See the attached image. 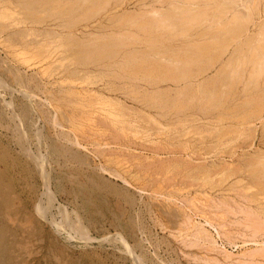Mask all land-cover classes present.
I'll use <instances>...</instances> for the list:
<instances>
[{"label": "rangeland", "instance_id": "rangeland-1", "mask_svg": "<svg viewBox=\"0 0 264 264\" xmlns=\"http://www.w3.org/2000/svg\"><path fill=\"white\" fill-rule=\"evenodd\" d=\"M117 2L77 24L73 33L80 38L108 33L122 11L163 12L173 0ZM222 3L215 0L204 7L211 14ZM10 6L8 12L22 16L24 11L18 14L20 9ZM249 9V31L212 68L191 73L193 78L130 79L114 68L78 66L67 58L66 66L46 80L68 84L66 79L79 71L74 78L80 83L84 74L95 72L100 78L93 77L94 84L91 79L92 85L76 89L101 93L109 98L103 105H82L59 91L55 96L64 99L57 107L53 101L29 102L17 82L24 83L34 71L10 62L0 50V80L13 88L0 84V158L11 164L0 175V211L11 219L3 221L0 264H264V195L248 188V163L264 152V109L241 123L238 117L248 110L240 94L216 110L199 109L193 102L179 111L170 104L173 92L185 87L197 92L244 39L264 29V0L249 1ZM45 19L40 30L57 28L58 20ZM0 20L7 26L0 39L25 26ZM201 25L183 35L178 30L180 36L175 31L166 45L150 48L182 50L204 42L207 24ZM146 46L131 44L125 51L143 53ZM28 59L37 65L41 58ZM153 91L159 93L155 103ZM224 114L233 118L223 120L229 118ZM75 137L80 146L71 141ZM21 148L40 156L45 172H38Z\"/></svg>", "mask_w": 264, "mask_h": 264}, {"label": "bare ground", "instance_id": "bare-ground-1", "mask_svg": "<svg viewBox=\"0 0 264 264\" xmlns=\"http://www.w3.org/2000/svg\"><path fill=\"white\" fill-rule=\"evenodd\" d=\"M117 1L120 0H16V3H13V1L9 0H0V19H10L11 22L16 24L22 22L21 24L25 25L24 28L19 29V31L15 30L13 33L11 31L7 37L0 39V50L3 51L5 57L8 60L13 59L12 61H16V63H19L21 66L25 65L27 69L29 68L34 71V74L27 78L26 81L18 79L24 83L17 82V85L20 84V87L18 88L22 87L20 89V93L26 98V100L34 104H42V102L45 100V102L51 105L53 101L57 107L64 99L63 97L55 96L54 93H58L57 91H59V93L64 92L67 93V95H74V102L82 105H103L107 103L105 99L108 100L109 98H105V96H103L101 93H96L97 91L93 92V95H86L88 94L86 92H89L90 90H87L86 92L84 91L86 94H83L81 93L82 91L76 89L78 84H82L83 86L84 83L87 84L86 82H91L93 77L98 78L99 75L94 74L95 72L88 74V71H82L87 73V75L83 73L84 76L80 78V83L76 82L77 77L74 78L79 71H75L76 74H72L71 76L69 75L72 78L66 79L69 81L68 84L65 80L55 81L52 83L46 81L48 80L47 78L54 74L56 71L55 69L58 70L60 66H66V64L63 63V60L67 58H69V61L76 63L77 65L83 64L84 66L87 64H94L96 67L102 65L110 69L114 68L116 69V73H119L122 76L139 80L154 79L158 81L171 80L174 82H179L189 78L191 75L194 76L195 73H204L208 69L212 68V66H214L217 62H219L221 58H223L224 54L229 50L231 45H234L233 43H237L244 36L248 23L251 19L250 15H253L249 9V1L252 0H225V3H222L223 5L217 7V9L215 8L214 12L212 11L213 13L210 12L211 14L208 13L209 11L206 9L208 6L206 5H209L215 0H173L172 5L170 4L171 6L169 7V10L163 12L155 10L141 14L138 13V15L128 11H122L123 13H121L118 17L113 18L112 22L114 21L115 24L110 27V31L108 33L105 31L106 33L104 34L97 36L90 35L91 37L88 38H80L73 33V29L77 26V24L89 19L91 20L92 17H95L97 14L108 8L107 6L109 4H112V2L115 3ZM9 4L20 9L18 14H21V11H24L22 16L16 18L13 12H8V9L11 7ZM198 5H203V8L201 7V9H198ZM46 17H53V19L59 21V24L55 30H51L50 28V30H45L46 28L44 30L39 29L40 24L42 25L43 21L46 20ZM205 23L207 24V30H205L203 33V36H206V38H204L206 39L204 42L195 41L196 44L193 46L187 43L190 46L187 45V48L183 47L184 49L182 50H178L179 48L175 50V48L161 51L159 49L152 50L155 48L154 46V48H150L151 45L162 44L164 41L166 42V40L168 41V39L174 37L175 35L172 36V33L175 31L177 36L179 34L183 35L186 34L187 31H190L193 26L201 24L206 25ZM111 24L112 23H110V25ZM203 25L201 26L203 27ZM6 28L7 26L1 21L0 36L2 32L6 30ZM178 30H180L179 34ZM248 31L249 30H247V32ZM254 34L253 36L244 39L245 41L241 42L239 46L236 45L237 47L232 53L229 51L231 53L230 56H226V60L221 65L218 73L216 72L215 77L210 79L203 86H198L197 92H193L194 89H192V87L188 89V91L186 87L185 89L179 88L178 91L176 90L177 92H173L174 96L172 94L173 97L170 98V104L179 110L186 108L188 105H190V103L194 102L193 104H195V106L198 105L199 109L216 110L221 105L227 104L232 97L240 94V96H242V102L240 99L239 101L242 103L244 108L248 110V112L242 114L241 117H238V121L243 123L253 116L252 113L254 111L256 113L258 110H263L264 29L262 28L258 32L256 31L255 35ZM185 36L186 35H184V37ZM139 43H144L148 46V49L143 53H130L125 51L128 45H135ZM181 47L182 46H180V49ZM172 48H174L173 45ZM30 55H33L34 57H40L41 59L38 60L39 64H31L29 62L31 59H28ZM42 61H45L46 63H42ZM192 66L194 70L192 69ZM102 69H104V67ZM108 70L109 69H107L106 72H108ZM193 72L194 74H191ZM96 73L98 72L96 71ZM2 83H4L2 85L4 89H11V91H13V88H10L11 86L8 85V82V84H6L3 80H0V84ZM94 83L95 80L93 84ZM52 84L56 85V90L50 89L53 86ZM64 84L66 85L64 86ZM89 84L92 85V83ZM66 86L69 87L67 90L65 89ZM260 89H262L261 92ZM153 93L154 91L151 93V95H153L152 101L155 103L158 101L157 99L159 95H155L158 93L157 91L156 93ZM163 94L164 93L162 92V95ZM147 95H150V93ZM162 95L160 97H162ZM164 96H167L168 99L171 97H168V95L165 94ZM233 100L234 99L232 98V102ZM111 101L112 100H109V102ZM162 101L164 102V100H161L158 103H162ZM234 106L237 105L234 104ZM238 112L241 114L240 111ZM235 113H237V111H235ZM225 115L228 114H224V116ZM231 117L229 116L228 118L225 116V119L223 120L230 119ZM71 141L75 145H81L77 137L71 139ZM21 152L22 154H26V156H28L29 161L34 165L38 172L44 171H42L43 160H41L40 156L38 157V155H33L23 148H21ZM73 156L75 158L77 157L75 154ZM1 163H3V169H0V175L5 173L7 168L11 167V164H7L5 158H0V164ZM248 166V174L250 175L252 182H250L248 188H254L256 189L255 193L264 195V152L263 154L251 159V161L248 163ZM9 217L10 214L8 212L2 214L0 211V251L1 247H3L2 226L5 225L3 221H11Z\"/></svg>", "mask_w": 264, "mask_h": 264}]
</instances>
